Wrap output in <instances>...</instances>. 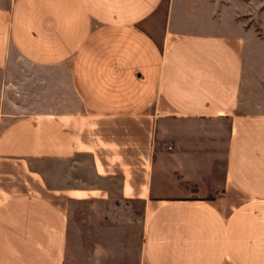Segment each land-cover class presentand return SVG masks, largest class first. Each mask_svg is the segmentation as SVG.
Returning <instances> with one entry per match:
<instances>
[{"label":"crops","instance_id":"0c3cea01","mask_svg":"<svg viewBox=\"0 0 264 264\" xmlns=\"http://www.w3.org/2000/svg\"><path fill=\"white\" fill-rule=\"evenodd\" d=\"M213 6L0 0V264H66L121 202L138 264H264V103Z\"/></svg>","mask_w":264,"mask_h":264},{"label":"rangeland","instance_id":"374dc122","mask_svg":"<svg viewBox=\"0 0 264 264\" xmlns=\"http://www.w3.org/2000/svg\"><path fill=\"white\" fill-rule=\"evenodd\" d=\"M210 1L214 4L217 29L224 22L223 25H235L247 32L248 100L250 104L264 103V0ZM119 209V217L122 216L124 222L114 221V227H103L108 233L102 234L97 230L99 226H94L99 209L88 206L87 211L92 213L83 220V227L91 230L88 239L78 240V235L74 236L66 264H138L142 210L131 202H121Z\"/></svg>","mask_w":264,"mask_h":264}]
</instances>
